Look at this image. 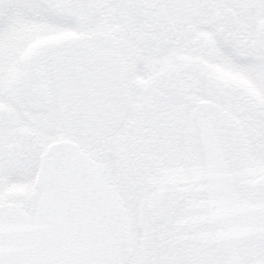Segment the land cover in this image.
I'll return each instance as SVG.
<instances>
[{"label": "snow or ice", "instance_id": "6c2138e0", "mask_svg": "<svg viewBox=\"0 0 264 264\" xmlns=\"http://www.w3.org/2000/svg\"><path fill=\"white\" fill-rule=\"evenodd\" d=\"M0 264H264V0H0Z\"/></svg>", "mask_w": 264, "mask_h": 264}]
</instances>
